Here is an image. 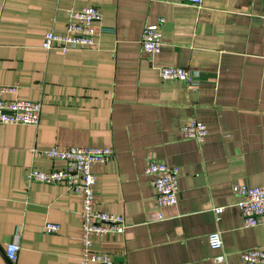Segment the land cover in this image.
<instances>
[{"label":"crops","instance_id":"crops-1","mask_svg":"<svg viewBox=\"0 0 264 264\" xmlns=\"http://www.w3.org/2000/svg\"><path fill=\"white\" fill-rule=\"evenodd\" d=\"M88 7L101 12L95 48L42 49L46 32L65 33L67 10ZM144 28L162 36L153 57ZM163 66L198 78L162 81ZM0 84L42 106L36 126L0 124V264L8 244L19 246L15 264H80L81 197L26 181L63 167L41 154L51 147L113 149L93 167L94 207L127 228L92 239L113 264H245L240 251L264 250V225L243 226L232 190L264 186V0H0ZM193 120L207 128L200 144L180 134ZM149 161L178 169L176 205L158 208Z\"/></svg>","mask_w":264,"mask_h":264},{"label":"built area","instance_id":"built-area-1","mask_svg":"<svg viewBox=\"0 0 264 264\" xmlns=\"http://www.w3.org/2000/svg\"><path fill=\"white\" fill-rule=\"evenodd\" d=\"M58 1V0H56ZM190 5L199 6L201 0H182ZM67 25L65 33L46 32L42 49L46 51L58 50L65 53L70 50H86L96 47L98 32L96 25L101 22V12L94 7L80 10H67ZM162 18L158 20L161 25ZM162 36L157 30L144 28L140 39L143 52L155 56L160 52ZM162 81H179L187 87L194 85L198 78L197 72L184 68L163 66L158 73ZM16 86L0 84V124L36 126L40 119L41 102L22 100L17 97ZM184 139L202 143L207 136L206 126L193 120L180 128ZM41 154L50 160L62 162L61 168L50 171L32 169L26 175L27 184L41 183L47 185H63L67 192L81 197V253L80 264H113L112 258L93 249V238L108 239L115 235L124 234L127 226L124 216L97 211L94 207L95 175L93 167L112 159L114 151L110 147H51ZM144 174L150 178V185L155 192L158 208L172 207L178 200V169L165 164L149 161ZM234 194L239 197L237 207L241 212L242 223L245 228L264 225V186L248 187L233 186ZM223 208L214 209L219 220ZM160 219V215L156 217ZM43 231L54 234L59 226L46 223ZM212 250L219 251L223 247L221 234L212 232L207 238ZM19 246L8 244L5 249V258L9 264H15ZM240 260L245 264H264V250L247 249L238 253ZM225 256L220 254L214 258L216 263H223Z\"/></svg>","mask_w":264,"mask_h":264}]
</instances>
